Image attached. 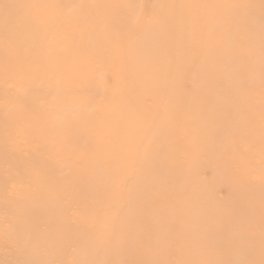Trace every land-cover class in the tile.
<instances>
[{
	"label": "rangeland",
	"instance_id": "obj_1",
	"mask_svg": "<svg viewBox=\"0 0 264 264\" xmlns=\"http://www.w3.org/2000/svg\"><path fill=\"white\" fill-rule=\"evenodd\" d=\"M0 264H264V0H0Z\"/></svg>",
	"mask_w": 264,
	"mask_h": 264
},
{
	"label": "bare ground",
	"instance_id": "obj_2",
	"mask_svg": "<svg viewBox=\"0 0 264 264\" xmlns=\"http://www.w3.org/2000/svg\"><path fill=\"white\" fill-rule=\"evenodd\" d=\"M29 219V218H28Z\"/></svg>",
	"mask_w": 264,
	"mask_h": 264
}]
</instances>
